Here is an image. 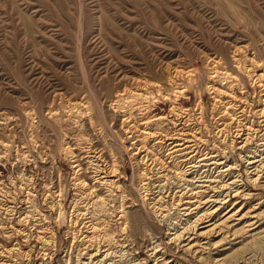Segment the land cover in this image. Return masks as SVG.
<instances>
[{
  "label": "rangeland",
  "instance_id": "374dc122",
  "mask_svg": "<svg viewBox=\"0 0 264 264\" xmlns=\"http://www.w3.org/2000/svg\"><path fill=\"white\" fill-rule=\"evenodd\" d=\"M260 75L264 0H0V264H264Z\"/></svg>",
  "mask_w": 264,
  "mask_h": 264
},
{
  "label": "bare ground",
  "instance_id": "6f19581e",
  "mask_svg": "<svg viewBox=\"0 0 264 264\" xmlns=\"http://www.w3.org/2000/svg\"><path fill=\"white\" fill-rule=\"evenodd\" d=\"M249 71V70H248ZM217 73V72H216ZM216 77L218 76V75H215ZM215 77V78H216ZM260 78H258V79H264V76H262V75H260L259 76ZM264 81V80H263ZM264 86V85H263ZM219 91V90H218ZM184 92V91H183ZM200 100V99H199ZM200 106V105H199ZM176 107V106H175ZM171 109H173V108H171ZM176 109H177V107H176ZM175 109V110H176ZM174 110V111H175ZM187 110V109H186ZM263 110L264 109H262L261 111H260V113L262 114V112H263ZM184 111V110H183ZM188 111V110H187ZM202 116V115H201ZM163 117L164 116H162V117H160L159 119H163ZM238 118V117H237ZM158 119V120H159ZM241 119V118H240ZM238 120V119H237ZM143 124H145V123H143ZM249 129H251L252 130V127H249ZM144 134H146V136L147 135H150V133H144ZM181 147H182V145H176V146H174V148H179V149H181ZM70 150V149H69ZM67 151V150H66ZM177 151H180V150H177ZM69 152V151H68ZM71 152V151H70ZM69 152V153H70ZM212 157H206L204 160H210ZM76 162V161H75ZM260 163V162H259ZM76 164V163H75ZM80 164V163H79ZM76 166V165H75ZM80 166V165H79ZM79 168V167H78ZM81 168V167H80ZM261 168H264V164H262V167ZM79 170V169H78ZM184 169L182 168V170H180V173L179 174H186V172H184L183 171ZM80 171V170H79ZM115 171V169H114V167H112V171H111V173H113ZM261 170L259 169V168H257L256 169V173H259ZM260 173H262V172H260ZM98 177V180H99V178L100 179H103L104 177H100V176H97ZM97 180V179H96ZM97 180V181H98ZM101 181H103V180H100V182ZM100 184V183H99ZM217 210H219V209H217ZM216 210V211H217ZM216 211H214V213L216 212ZM239 213H241L240 212V210H238V211H235V212H229V213H227V215L225 216L226 217V219L223 221V223H221V224H217V223H214V222H211L212 220H214L212 217H213V215L212 216H206V215H204L203 217H201L200 219H199V223L200 224H203V228L204 229H207L205 232H201L200 234H195V235H199V236H196V237H200V238H205L206 236H211V235H213L214 233H216L217 231H216V229H220L222 226L221 225H223V227L224 228H227L228 230H226V232H225V234L224 235H222V236H225V237H223V240L222 241H220L219 243H215V244H210V243H208L207 245L208 246H210V247H213V248H215V247H217V246H221L223 243H225L227 240H229L230 239V237L232 238V237H234L231 241H234L235 240V236H238V234L242 231V230H244V229H242V230H234V228H236V226L238 225H235V224H233V222L234 221H238L239 219L240 220H242V217L244 218H246V217H248V214H246V215H243V216H238V214ZM224 217V218H225ZM236 217H239V218H236ZM215 222H218V220H217V218L215 219ZM234 230L233 231V233H231V230ZM221 232V231H220ZM219 232V233H220ZM179 238H182L183 236H178ZM192 236H189L188 238H187V241L189 242L186 246H184V247H187L189 250H190V252H193V249H195V248H197V246H192L191 244H192ZM230 241V242H231ZM205 250V249H204ZM203 259H205V258H200V261L201 260H203ZM238 262L239 261H237L236 263H234V264H238Z\"/></svg>",
  "mask_w": 264,
  "mask_h": 264
}]
</instances>
